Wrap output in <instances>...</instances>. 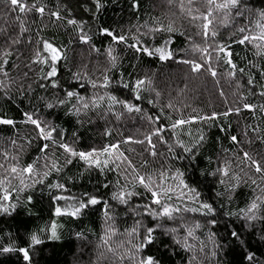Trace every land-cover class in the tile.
Here are the masks:
<instances>
[{"label":"snow or ice","instance_id":"snow-or-ice-1","mask_svg":"<svg viewBox=\"0 0 264 264\" xmlns=\"http://www.w3.org/2000/svg\"><path fill=\"white\" fill-rule=\"evenodd\" d=\"M2 3L6 14H12L15 28L0 27L3 38L0 94L10 101H14V93L21 99L31 97L37 88L46 94L38 97L43 110L38 107L22 110L17 104L19 120L0 111V126L13 129L15 137L7 138L6 146L0 150V216L12 217L19 214V208L32 215L28 207L33 203L31 193L47 189L55 206V217L75 220L100 206L102 232L94 246L95 259L89 264H228L225 255L237 250L240 264H264V252L257 255L249 243V237L253 236L264 244V7L250 6L249 0H167L170 10L176 6V11L167 16V22L153 17L151 25L138 23L125 30L119 25L95 23L107 8L108 0H83L79 6L88 19L76 18L72 8L62 0H56L54 6H50L49 0H2ZM128 7L131 13L138 14L141 2L128 0ZM45 17L57 26L71 29L80 45H87L91 51L105 56L107 63L102 78L92 79L87 72L78 70L64 82L58 65L67 62V53L41 36L42 29L36 32L39 39L35 41L30 62L23 66L26 70L13 61V49L24 42L25 34L30 32L29 25L43 22ZM177 18H183L195 29L194 36L200 38L197 42L192 36L186 37L190 47L182 50L184 58L177 62L188 66L192 77L206 73L216 85L221 78L229 86L234 85L233 106H228L225 92L219 91L226 106L223 112L201 114L193 109L196 114L185 117L176 106L179 101L169 98L165 103L162 92L147 74L133 78L129 73L125 79V73L120 72L119 80L113 85L109 73L120 65V46L130 49L136 59L174 60L176 50L171 47L172 37L185 36L177 27ZM90 22L95 23V30ZM4 23L8 25L7 20ZM96 37L108 40L103 52L95 46ZM27 43L33 45L31 36ZM233 45L244 46L251 58L246 54L236 61L234 57L240 54L234 52ZM16 60H19L18 55ZM184 79L188 80L189 76ZM77 87H90L92 95H82L74 90ZM187 88L185 84L177 97ZM120 89L127 90L131 99H121L114 94ZM250 97L258 102H251ZM117 107L119 112L115 111ZM184 107L190 105L184 104ZM244 111L251 114L254 123L244 125L243 139L231 134V124L220 127L233 149L222 148L224 155H218L215 160L208 157L209 168L213 164L215 168L200 172L202 177L211 176L223 187V191L215 193L224 200L217 208L201 198L199 182L196 186L188 183L185 172L174 162L199 163L206 135L202 130L194 135L191 125L199 122L211 127L221 117L233 114L239 117ZM57 112H63L66 123L74 122L81 127L96 120L107 121L110 115L119 121L125 114H135L148 125L149 131L143 139L128 136L99 147L82 148L78 131L73 130L69 136L68 129L57 123ZM18 125L31 128L21 134ZM112 134L107 128L102 133L106 137ZM157 143L166 146L167 154L158 151ZM242 143L249 149L253 145L258 147L254 150L239 147L234 151ZM34 144L36 155L28 162L23 157ZM132 144L145 146L144 152L151 161L142 156L137 167L121 150V145ZM230 151L233 152L231 157L227 155ZM157 160L159 167L152 168ZM74 163L84 168V172L79 173L81 177L85 172L89 175L94 172L104 177V181L98 182L93 192L71 193L67 183H74V178L61 183L60 177ZM109 174H114L115 180H108ZM100 187L111 190L107 199L98 194ZM241 188H247L250 195L243 207L233 209V201ZM61 201L64 207L59 205ZM58 227L52 220L50 225L28 234L23 244L17 242L18 234L0 235V256L15 255L20 264H34L40 246L61 239ZM76 238L87 239L83 232H77ZM177 256L178 261L173 259Z\"/></svg>","mask_w":264,"mask_h":264},{"label":"trees","instance_id":"trees-1","mask_svg":"<svg viewBox=\"0 0 264 264\" xmlns=\"http://www.w3.org/2000/svg\"><path fill=\"white\" fill-rule=\"evenodd\" d=\"M63 3H67L74 12L76 18L83 17L88 19L86 13L83 12L82 8L79 6L83 0H62ZM141 8L138 14H133L129 11L128 0H108V6L100 16L99 20L95 23H101L105 26L112 25L113 27L123 26L127 30L131 25L134 24H144L148 22L149 25L152 24V18L157 17L163 19L167 22V16L171 15V11H176V6L173 5L170 10L167 5V0H140ZM50 6H54L56 0H49ZM250 6L255 8L264 7V0H249ZM7 10L0 0V27L11 26L15 28L12 14H6ZM167 14V15H166ZM255 19V18H253ZM8 21V25L4 21ZM95 23L90 22L93 30H95ZM243 23L247 24V21ZM183 24V27H181ZM45 25H47L45 27ZM30 32L25 34L24 42L20 45L14 47L15 55L13 61L21 65L22 70L24 69V64L30 62L32 53L34 51L35 41L39 39L36 32L42 29L40 35L46 39L53 41L56 45H59L67 53V62H61L59 67V73L64 82H67L72 72L81 71L87 72L88 76L92 79H97V77L102 78V72L106 66V58L104 55H98L97 53L91 51L87 45H80L76 40L75 34L71 29H65L63 26H57L48 21L45 17L43 22L37 21L35 24H30ZM177 27L181 31L185 32V36H180L179 34L173 35L174 43L171 47L176 50V56L174 60H169L165 62L159 61L158 58L143 57L142 59L134 58L133 52L125 50L123 46L118 48L119 55L121 56V61L119 67L113 72L109 73L113 80V85L119 80V73H125V79L128 78V74L131 73L132 77L144 76L147 74L155 83L157 89L163 94V101L166 103L169 98H172L176 103V106L181 108L185 117L190 113L195 115L192 110L196 109L201 114L211 113L212 111L223 112L225 110V104L223 98L219 96V91L222 89L228 99V106H233V91L234 85L229 86V83L221 78L220 84L216 85L210 76L206 73L192 77L189 71V67L186 65L179 64L177 61L184 58L183 49L190 47L189 41L186 37L192 36L194 40L199 42L200 38L194 36L195 29L187 24L183 18H177ZM119 30V28H117ZM227 35V33H225ZM31 36L33 39V45L27 43V38ZM2 37H0V43H2ZM159 42V40H158ZM95 46L101 49L107 46L108 40L96 37L94 39ZM234 52L240 54L239 57H234L236 61H239L240 57L248 54L251 58L250 53H246L244 46L233 45ZM16 55L19 56V60H16ZM87 65V68H84ZM135 65V68H133ZM39 67V66H35ZM71 69V72L69 71ZM222 71V69H221ZM185 76H189L188 80H185ZM83 83V81H81ZM185 84L188 88L182 96L177 97V92L180 89H184ZM35 87V86H34ZM82 95L91 96L93 90L90 87L82 89L77 87L76 89ZM103 90H101L102 93ZM111 91V89H110ZM46 93L41 89H36L35 93L31 97H26L21 99L19 95L14 93V101L6 100L2 94H0V111L7 112L9 116H13L18 120L21 119L20 112L16 105H20L22 110H31L32 108L38 107L43 110V106L39 104L38 97L45 95ZM114 94L118 95L121 99L128 98L131 99V94L127 90L120 89ZM250 101L257 103L256 98H251ZM184 104L190 105V107L185 108ZM115 111L119 112L120 108L117 107ZM58 116L57 123L63 124L65 128L68 129L69 136L73 130H77L80 138V147L87 148L89 146H101L106 143L114 142L128 136L133 138L143 139L144 135L148 133L149 128L146 123L140 121L135 114H125L121 120L117 121L111 115L105 120H96V123L89 124L85 123L83 127L76 125L74 122L69 124L66 123L67 118L63 116V112H57ZM51 118V117H49ZM167 123V121H165ZM246 123H254L251 118V114L246 111L242 112L239 117L236 115H231L227 118L221 117L215 125L209 127L208 124L195 123L191 125L193 134L195 135L198 130H202L206 135V142L200 150L199 163L189 164L187 160L175 161V165L180 167L182 171L185 172V178L188 183L196 186L199 182V191L201 192V198L208 200L213 203L215 207L219 208L220 203L224 202L223 198L217 197L215 193L217 191H223V187L219 186L214 178L211 176L202 177L200 172L203 170H212L215 168V164L209 168L207 158L211 157L213 160L217 158L218 155H224L222 148L233 149L232 144L227 139L225 132L220 131V127H227L231 124V134L237 135L239 138L243 139L242 131ZM264 126V123H262ZM31 126L18 125V129L23 134L25 131L30 130ZM112 130V136H103L105 129ZM14 130L6 127L0 126V150H2L6 145L5 141L9 137H14ZM187 140V137H184ZM155 142V137L153 138ZM144 147L142 145H121V150L129 156L130 159L139 167L142 156L151 161V157L144 152ZM239 147L245 148V150H254L258 145H253L252 149H249L247 144L242 143L237 146L234 151H238ZM128 148H134V152H128ZM157 149L159 152H164L167 154V148L164 145L157 143ZM36 155L35 144L33 148L28 151V153L23 157L24 160L30 162ZM227 155L230 157L233 152L230 151ZM160 161L157 160L152 164V168H158ZM149 169V171L152 170ZM80 172H84V168L79 163H74L65 170V173L60 177L61 183H67V178H74V183H67L68 188L71 193L79 195L82 192H93L97 186L98 182H103L104 177L97 175L96 173L85 172L83 177L79 175ZM54 178V177H53ZM108 180H115L114 174H109ZM110 189L106 190L102 187L99 188L98 194L103 196L105 199L110 195ZM48 190L44 189L43 192L37 190L33 195V203L29 205L32 215H28L24 208H19L17 211L19 214H14L12 217L0 216V235L11 232L14 236L18 234V243L23 244L27 239L28 234L35 231L40 227L50 225L52 220H55L58 224V232L61 236L59 241H49L46 244L40 246V250L34 257V264H89L90 260L95 259L94 246L98 242V236L102 232V216L99 211L100 206L96 207V210H88L87 214L82 217L73 220L70 217H55L54 205L51 203V198L47 194ZM28 193H26L27 195ZM250 195L247 188H241L233 201L232 208L243 207L246 198ZM61 207L65 206L63 201L59 202ZM197 218H199L197 216ZM203 223V220L201 219ZM131 223V220L128 221ZM123 227V225H120ZM204 232L207 229L203 230ZM77 232H83L84 236L87 238L85 240H80L76 238ZM201 239L204 238L203 232L200 233ZM249 243L252 250L257 252V255L264 252V244L253 236L249 237ZM239 250L233 252L229 251L224 259L228 264H240V256L238 254ZM174 260H179L180 257H174ZM0 264H20L15 255L10 256H0Z\"/></svg>","mask_w":264,"mask_h":264}]
</instances>
